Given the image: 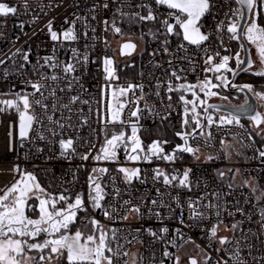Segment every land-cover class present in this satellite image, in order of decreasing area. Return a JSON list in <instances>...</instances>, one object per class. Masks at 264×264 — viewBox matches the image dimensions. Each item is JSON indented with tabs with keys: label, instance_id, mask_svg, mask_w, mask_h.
<instances>
[{
	"label": "built area",
	"instance_id": "obj_1",
	"mask_svg": "<svg viewBox=\"0 0 264 264\" xmlns=\"http://www.w3.org/2000/svg\"><path fill=\"white\" fill-rule=\"evenodd\" d=\"M104 2L105 0H27L26 8L25 0H0V3L17 8L15 15H0V59L5 61L4 64H0V99H15L14 93L31 92L32 89L26 82L40 79L39 74L34 71V66L38 67V62L43 64L42 58L45 56L55 55L62 64L76 63L73 59V48L77 49L81 58L86 51L89 56L86 67L77 65L78 70L67 79L64 78L62 68L40 69L48 76L56 74L61 77L57 82L48 80L44 83L57 88L56 95L63 98V103H67L69 96L78 93L82 100L89 101L88 104L78 102L73 105L71 114L67 111L54 113L55 120L70 123L73 127H65L61 130L55 124H49L46 119H43L42 125H33L29 140L21 146L18 127H16L18 114L15 109L0 112V196L20 178V175L14 171L15 166L23 172L32 173L41 187L54 197L63 193L70 197L69 201H72L76 194H83L87 204V215L81 223L85 224L88 219L95 218L107 232L109 244L113 250H116L118 245H122L121 253H128L127 256L121 255L118 259L114 258L113 264H125V262L126 264H176L178 253L187 245L199 246L198 248L204 252L200 261L190 256L197 261V264L200 262L205 264L208 256L211 257L208 264H217L220 260L233 264L229 257L237 242L241 249L240 255L246 264H264V260L260 259L264 257V228H261L259 223L260 212L264 210V160L256 158V149H264V139L262 143H259L253 136L251 140L248 138L249 128L257 133L259 130H264V127L255 128L253 122L246 119L249 121L248 126L241 120L240 124L243 127L235 124L217 127L213 124L209 129L206 127L207 115L218 120L221 114H225L211 111L212 113L203 115L202 125L205 126V134L208 131L212 133V139L206 143L205 136L200 135V129L195 131V139L189 138L190 146L200 148L199 159L190 153H177L174 161H166L155 156L151 160L133 161L127 158L128 153L123 146L117 149L116 160L93 159L104 145L106 136L111 138L114 133L118 134L121 131H124L126 136L131 135V124L137 121L135 117H131L130 113L137 107L134 101L141 95L139 89H136L120 97V100L126 103L122 113L125 123L108 124L105 128L98 121L96 114L98 108H103L112 100V89H108L102 96V88L109 83L104 80L103 58L113 59L117 70L118 79L110 81L112 88L127 87L129 84L144 85L145 97L144 100L139 101L138 107L144 109L147 102L152 112L144 110L140 113L138 121L140 131L137 135L141 140L142 131L164 122L173 126L178 123L183 113V103L179 97L185 96L189 91L168 93L166 82L169 79L173 86L185 83L197 85L205 79L212 80L218 73L205 71L206 68L211 67L205 64V60L212 56L213 63H219L224 55H228L230 60L234 57L233 39H230L231 34L227 32V25L229 17H232L231 10L236 9L235 2L211 0L215 7L201 20L203 25L201 31L209 35V40L199 47L183 41L182 36L169 35L165 32L159 21L169 18L170 10L165 6L156 5L154 0H107L109 4L107 9L101 6L95 11L92 10L94 5H102ZM141 3L150 4L158 19L157 21L135 19L138 23L148 22L153 26V30L142 48L140 42L133 40L137 45L136 52L131 56L121 57L112 47V40L116 33L111 25L115 22L116 26L117 21L121 22L122 19H126L125 17L133 18L132 14L136 12L147 15V9L137 6ZM118 9L120 11H117ZM121 12L128 15H121ZM225 13H228V16ZM66 19L68 23L65 22ZM49 20L53 22V30L58 33L67 29L75 20V33L79 39L52 41L46 27ZM105 20L108 21L107 31ZM220 21H224V27L217 29L216 26ZM169 22L175 25L174 19L169 18ZM21 23L24 25L22 29L19 26ZM92 29L95 31L93 32ZM175 30L180 31L179 25H175ZM85 32L87 36L84 35ZM152 33L156 35L153 36ZM165 39L168 41L167 52L163 51ZM181 43L184 44L183 49L179 48ZM18 48L21 49V54L13 57L12 53ZM23 52L29 53L30 63L25 64L21 69L20 65L24 63ZM217 53H219L218 56ZM131 58H137V76L135 78L121 77L116 66L117 61ZM134 64L135 62L130 66ZM172 71H176L181 79L172 77ZM5 72L8 73L6 77ZM72 76L79 77V84H76L71 92L60 91V88H66ZM158 82L161 84L158 89L159 97L155 95ZM80 84L83 85L84 91L80 89ZM45 94L47 95V92ZM169 95L172 97L170 110L166 108ZM35 98L39 99V94ZM52 102V99L46 101L49 105ZM112 107L115 108L116 105L113 104ZM34 111L37 116L42 117L39 107H34ZM49 114H51V108H49ZM69 115L71 120L67 121ZM81 116L88 119V123L82 127ZM161 116L168 118L161 120ZM49 128L61 133L64 139L72 138L75 141L73 147L78 154L88 153L91 148L89 159L82 161L79 155H72L70 159L61 157L58 144L61 135L53 137L48 131ZM39 133H43L47 139L39 140L37 138ZM77 136L80 139H77ZM258 136L264 137V131H260ZM10 139L13 149L11 151L9 150ZM221 141L227 147L222 146ZM238 143L243 146V152L237 150ZM91 144H95V147L92 148ZM37 148L43 151L38 152ZM128 151L130 152V149ZM147 151L148 149L144 148V152L139 154L143 156ZM172 151L164 152L172 153ZM229 155H232V159ZM208 156L214 159L208 160ZM120 167L139 169V178L133 177L131 183L126 182L124 174L118 171ZM92 168L108 169L106 173L100 174L99 182L105 193L102 201L104 208L110 212L112 207L117 209L112 213L111 219L106 218L101 209H92L87 201L89 191L87 178L89 174H92ZM189 168L192 170L189 176L190 189L179 187L178 181H174L171 186L165 185L162 176L158 179L154 178L156 170L163 171L169 177L172 175L182 177L184 170ZM237 169L239 173L236 172ZM220 172L224 175L220 176ZM244 179L249 181L248 185L241 181ZM253 188L256 189L255 192ZM173 197H178L179 203ZM125 200L131 201V204L124 205ZM152 200L170 205L171 211L168 207L158 206L154 208V211L160 213V218L149 215L148 208L153 207ZM189 201H199L196 206L200 212L204 213L203 219L191 218ZM209 204L218 207H206ZM132 205H140L142 218L137 219L136 213L126 211V208ZM238 208L243 211H237ZM217 211L220 212L219 216L216 215ZM125 215L128 219H121ZM236 222H239L240 226L233 231L232 224ZM213 226L218 228L217 237L210 241L208 237ZM163 227L168 228L167 233H161L160 230ZM136 229L140 231L136 232ZM147 229L157 232L162 238L151 236ZM112 230H115L114 239ZM133 236L138 237L139 242L133 240ZM125 237L132 242L127 243ZM220 237H227L230 243L221 246ZM217 249L221 250L217 251ZM165 251L169 252L170 256L165 257Z\"/></svg>",
	"mask_w": 264,
	"mask_h": 264
},
{
	"label": "snow or ice",
	"instance_id": "obj_2",
	"mask_svg": "<svg viewBox=\"0 0 264 264\" xmlns=\"http://www.w3.org/2000/svg\"><path fill=\"white\" fill-rule=\"evenodd\" d=\"M155 4L158 6H166L170 11L168 12V17L174 19L175 25H179L180 31L175 30V25L169 22V18H165L160 20L161 26L165 29V32L169 35H176L178 37L182 36L183 41L188 42L189 44L196 45L199 47L202 43L209 40V35L205 34L201 31L203 25L201 24V20L203 17L211 13V10L215 5L211 2V0H154ZM235 2L240 5L237 9H232V17H236L233 19L229 17V23L227 25V32L231 34L230 39H238L239 34L243 31L244 37L253 44L257 49V55L260 60V63L264 65V26H261L259 20L261 17H264V0H235ZM103 7L107 9L109 4L107 0L102 5H94L93 11L97 7ZM140 8L147 9V15H141L139 12L133 13L132 16L139 21H157L158 16L154 13L153 8L150 4L141 3L137 5ZM25 7L27 8V0H25ZM117 11H120L118 9ZM17 13L16 7L8 6L7 4L0 3V15L8 16L9 14L15 15ZM121 15H128V13L121 12ZM228 16V13H225ZM95 18V17H93ZM77 19H82L77 17ZM245 21L243 27L241 26V21ZM68 23L67 19L65 20ZM75 23L73 20L70 26L67 29H64L62 32L58 33L53 30V22L51 20L48 21L46 27L48 29V33L50 39L54 42L56 41H76L79 37L75 33ZM104 24L106 25L105 30L107 31L108 21L105 20ZM21 29L23 28V23L19 25ZM113 31L117 34L121 33V29L115 26V22L111 25ZM217 29H221L224 27V21H220L217 24ZM94 32L95 29H92ZM87 36V33L84 34ZM155 36V33H152ZM164 47L163 51L167 52V39L163 42ZM105 46L107 47V42H105ZM135 44L131 42H126L121 46V54H125L124 50H134ZM242 50L247 54L248 49L241 46ZM87 48V46H86ZM179 48L183 49L184 44L181 43ZM55 51V50H54ZM207 51V49H205ZM73 59L76 63H66L62 64L57 60L55 55L45 56L43 57V64H39L38 67L34 66V71L39 74L40 79L37 81L28 80L26 83L29 87H31L32 91H23L22 93L17 92L14 93L15 99H0V112H5L9 109H15L18 114V138L21 142V146H23L26 140H29V133L33 130V125H42L43 119H46L49 124H55L56 127L63 130L65 127H73L70 123H62L60 120L54 119V113L57 111H67L69 114L73 112V105L79 103L88 104L89 101L82 100L80 94L71 95L68 97L67 103H63L62 97H57L56 91L57 88L52 87L51 85L44 83V81L51 80L53 82H57L61 79L60 76L53 74L48 76L44 72L40 71L45 67L51 68L55 70L56 68H62L65 76L67 77L73 73H75L78 68L77 65L85 66L89 61V56L87 51L83 54L82 58L77 49L73 48ZM21 54V49H16L15 52L12 53V56H17ZM128 54H131L130 51ZM217 56L219 53L216 54ZM22 58L24 63L20 65V68L23 69L25 64L30 63L29 61V53L23 52ZM11 59V57H9ZM236 61V70L230 68L229 60L230 57L228 55H224L219 63H213L214 58L209 56L205 60L206 65H211L205 69V71H214L221 72L224 71L231 72L233 76L237 74V70L243 72H249L253 68V61L249 58L247 60L242 59L240 53H236L234 57ZM5 61L0 59V64H4ZM171 63V61H169ZM103 72H104V80L106 82V86L102 88V96L105 95L108 89H112L111 96L112 100L107 105L103 106V108H98L96 110L98 121L107 127L108 124H115L117 122L123 124L125 121L122 119L123 109L126 107V103L120 100V97L125 96L128 92H133L136 89H139L141 95L138 97L134 103L137 105L135 110L131 111V117H135V123L131 124V135L126 136L124 131L119 132L118 134H113L111 138L106 136L104 145L100 148L99 153L93 157L94 160H116L117 158V149L121 146L125 148V151L128 153L127 158L129 160H151L153 156L163 159L166 161H174L177 158V153H190L196 159H199V147H192L189 145V138L195 139V129L193 132L181 131L177 132L176 135L180 137L183 141V144L176 145L175 149L172 153H165L163 145L168 143V141H153V143L148 146V151L143 156L139 153L144 152V149L141 146V140L137 133L140 131L138 127V121L140 119V113L144 110L152 112V108L149 107L147 102H145L144 109L138 107L139 101L144 100V85H133L129 84L127 87H119L112 88L110 81L117 80L118 76L116 75V68L114 67L113 59L109 57H105L102 60ZM254 75L264 76V68L259 71L253 73ZM8 75L7 72L4 73L6 77ZM172 77H175L177 80H180L181 77L177 74L176 71H172ZM217 80L220 81V84H213L211 80L205 79L199 82L197 85H185L180 84L177 86H173L171 79H169L167 83V92H187L191 91L194 100L189 101L185 98L184 95H180L179 100L184 105V118L182 119V128H187L190 125L189 120V112L191 111V122H194L196 128L200 129V135L205 136V142L207 143L212 139V133L208 131L205 134L204 128L205 126L201 124V120L197 117L199 113H197V101H199L200 105L205 103L204 100H201L199 96H197L196 92L193 91L194 88H199L201 92H204L206 96H217L218 93L211 91L212 88L220 87V86H228L229 81L226 77L222 75H218L216 77ZM76 84H79V77L72 76L71 80H68L66 84V88H60V91L67 90L71 92ZM58 87V85H57ZM161 84L158 82L156 84L157 91L155 95L157 97L160 96L159 88ZM232 87H237L234 83ZM80 89L84 91L83 85L80 84ZM247 89L249 92L253 91L252 85L245 84L241 85L237 88L238 91L244 92ZM47 92V95L45 94ZM39 94V99H36V95ZM256 96L264 100V93H256ZM32 98V99H30ZM49 99H52V104L49 105L46 103ZM168 104L166 106L167 109H172V97L169 95L167 97ZM223 99H227V97H223ZM116 105L115 108L112 105ZM188 105H191V109H189ZM34 107H39L42 111V117L37 116L34 111ZM208 107H212L219 111L221 106L218 105H209ZM49 108H51V114H49ZM82 111V110H77ZM204 112L207 113V108L204 109ZM159 115V113H156ZM170 115V112H169ZM161 120H166L167 116H161ZM82 124L86 125L88 123L87 117H80ZM253 122V126L255 128H259L261 124H264V114L256 112L254 115L250 117ZM71 120V115L67 117V121ZM207 128H211L213 124H216L217 127H221L224 125H238L243 127L240 124V119L238 115H234L231 112L227 115H221L218 120H214L213 116L207 115ZM103 130V129H102ZM49 132L53 137L57 135H61V133H57L54 129L49 128ZM264 131V130H261ZM260 135V132L256 133ZM9 137H12V132H9ZM37 138L39 140H46L47 137L43 133H39ZM250 140L252 139L251 133H249ZM77 139H80L77 136ZM264 139V137H262ZM75 141L72 138L64 139L61 135V138L58 141L60 148V156L70 159L72 155H79V158L82 161H86L89 159L91 155V148L88 153L78 154L76 153V149L73 147ZM90 143V142H89ZM222 146L224 142L221 141ZM130 147V152L128 151ZM91 147L94 148L95 144H91ZM9 150L12 149L11 139L9 141ZM38 152L43 151L41 148H37ZM258 159L264 160V149H256ZM208 160L214 159L212 156L207 157ZM14 171L20 175V178L16 180L15 183L11 185V187L7 188L3 196H0V264H45L47 261L50 264L53 256H56L57 259L63 257L66 253V260L68 264H113L114 258H119L121 255L127 256V252L121 253L120 249L123 247L122 245H118L116 250L109 244V237L107 232L103 230V225L100 224L95 218L88 219L84 224V227H87L88 224H91L94 231L92 234L85 236L79 229L75 231L74 234H69L68 230L72 224L76 222L77 213L79 211L87 212V204L85 203V198L83 194H76L73 202H69L70 197L64 195L63 193L58 196H52L47 193L45 189H43L40 184L36 181L35 176L32 173L23 172L18 166L14 167ZM108 171L106 168H92L91 173L87 178L88 183V194L87 201L91 205L92 209H101L103 211V215L106 218H113L112 213L116 212L117 209L112 207L111 212L104 208L102 201L104 200L105 193L101 184L99 182L100 174H104ZM119 172L123 173L125 176V180L128 183H131L133 177L139 178V169H128L124 167H120L118 169ZM191 169H185L182 177H178L176 175H172L169 177L161 170L155 171V177L158 179L159 177H163V183L165 185L171 186L174 181H178V186L182 188L190 189V181L189 176L191 173ZM229 171H232L229 169ZM239 173V169L236 170ZM97 174V175H93ZM220 176H223L224 173L220 172ZM248 181H245V184H248ZM231 187V185H229ZM253 192L256 191L255 188L252 189ZM159 193V190H157ZM42 194V195H41ZM117 190V195H118ZM163 195V194H161ZM218 195V194H215ZM35 199L38 201V205H31L28 202L30 200ZM177 203H179L178 197H173ZM259 199V197H258ZM59 202H64L66 207L63 209H57L56 205ZM199 201H189V209L191 212V218L196 219L204 218V213L200 212L197 208V204ZM131 201L125 200L124 205H130ZM151 204L153 207L148 208L149 215H155L157 218H160V213L158 211H154L155 207H168L169 211H171L170 205H164L162 202L157 200H152ZM206 207H218L215 205H207ZM38 211L39 216L37 219L30 218L26 213L27 211ZM127 212L136 213V218L140 219L143 217V213L141 211L140 205H132L131 207L126 208ZM237 211L242 212V209H237ZM216 215L219 216L220 212L217 211ZM229 215H234V213H229ZM261 220L259 221L261 228H264V210L260 212ZM121 219L127 220L128 216L125 215L121 217ZM183 222V221H181ZM239 222L232 224V230L235 231L239 228ZM113 231V239L115 238V230ZM136 232H139L140 229H136ZM148 233L156 237L158 239L162 238L158 236L157 232L152 231L151 229H147ZM161 233H167L168 228L163 227ZM217 226H213L210 229L209 240L217 237ZM179 233V230H177ZM44 234L45 238L42 241L37 240L41 234ZM98 233V234H97ZM133 240L138 241V237L133 236ZM127 243H131L132 241L127 240ZM35 241V242H33ZM83 241V242H82ZM219 243L221 246L230 243L227 237H220ZM199 247V246H197ZM48 251V255H45V251ZM221 249H217L220 251ZM33 251L39 253V259L37 260L36 256L30 255ZM227 251V250H225ZM240 247L239 242H237L236 247L231 253L229 259L233 261V264H246L245 260L240 255ZM108 253V255H106ZM164 256H170V253L165 251ZM211 257L208 256L205 259V264H208V260ZM264 260V257L260 258ZM126 264V262H125ZM176 264H179V257H176ZM190 264H197L195 259L190 260ZM217 264H228V261L220 260L217 261Z\"/></svg>",
	"mask_w": 264,
	"mask_h": 264
},
{
	"label": "trees",
	"instance_id": "obj_3",
	"mask_svg": "<svg viewBox=\"0 0 264 264\" xmlns=\"http://www.w3.org/2000/svg\"><path fill=\"white\" fill-rule=\"evenodd\" d=\"M234 2V0H232ZM136 22V20H135ZM259 23L261 24V26H264V17H261V19L259 20ZM116 27H119L120 29H123L124 32H127L129 30V26L127 24V20L125 21H121L118 22L116 24ZM133 29V31H135L136 33H138L139 35H142L143 39H144V43L147 42L148 40V36L150 34V32L153 30V26L151 24H149L148 22H142V23H138L136 22L133 27L131 28ZM241 49V46L239 44V42L236 39H233V53H234V57L235 54L238 53ZM234 57L229 61V67L236 70V61L234 59ZM135 62V64L132 66H130L131 63ZM116 66L118 68V71L120 72L121 77H129V78H135L137 76V58H131V59H127V60H121V61H117ZM254 72H243L240 73L236 79L234 84L239 87L241 85H245V84H249L252 85L253 91L252 93L256 94V93H264V76H258V75H254ZM225 76H227L228 80H231L232 77V73L231 72H227L224 71L223 73ZM216 75L215 74L212 78V80L216 81ZM221 97H227V100H229V102H232L233 104L239 105L241 103L244 102V100L246 99V97L242 94H239L237 92L234 91H229L227 89V86H220L217 87L215 90ZM185 98L189 101H192L194 98L192 96V94H186ZM206 104H204L201 108H200V116H198L197 118L201 120V124H202V120H203V115H204V109H205ZM189 109H191V105H188ZM182 111L183 113L181 114V117L178 120V123L175 125H170L169 123H160L159 125L152 127L148 130L142 131L141 132V144L145 149H148V146H150L153 141H168V143L163 145L164 151L169 152L175 149L176 145L178 144H183V141L180 139L179 136L176 135L177 132H181V131H187V132H193V130L195 129V131L198 129L196 128V125L194 122H191V116L192 113L191 111L189 112V120H190V125L187 128H182V119L184 118V105L182 104ZM212 113L211 111L209 112V114ZM243 124H245L246 126L249 125V121L248 120H244L241 119ZM250 133L252 134V136L259 142L262 143L263 139L258 136L256 134V132L253 129L249 128ZM31 205H38L37 201L35 199L30 200L28 202ZM28 216H36L39 215L38 211H27L26 213ZM79 216L77 217V220L74 224H72L70 226V229L68 230V232H75L77 229H79L82 233H85L90 230L91 233H93L94 229L92 227L91 224H88L87 227H84V225L81 224V221L83 220V218L86 217L87 212L85 211H79ZM88 229V230H87ZM86 236V235H85ZM41 241V240H39ZM45 253H48V251L46 250ZM37 260L39 259V254L36 256ZM63 259V258H62ZM67 260H60L58 262V264H64L66 263Z\"/></svg>",
	"mask_w": 264,
	"mask_h": 264
},
{
	"label": "rangeland",
	"instance_id": "obj_4",
	"mask_svg": "<svg viewBox=\"0 0 264 264\" xmlns=\"http://www.w3.org/2000/svg\"><path fill=\"white\" fill-rule=\"evenodd\" d=\"M126 18V20H127V24H128V26L130 27L129 28V30L127 31V32H124L123 33V36H120V37H113V40H112V47H113V49L115 50V52H116V50H117V46H118V43L120 42V41H122V39L124 38L125 40H131V41H138V42H140V44H141V48L144 46V39L142 38L143 36L142 35H139L138 33H136L135 31H133V29H131L132 27H133V25L137 22H135V18H132V17H125ZM245 38V37H244ZM123 39V40H124ZM245 41H246V43H247V45H248V47H249V50H250V54H251V59H252V61L254 62L253 63V68H252V70H251V72H256V71H259V70H261L262 68H264V65H262L261 63H260V60H259V58H258V55H257V49H256V47L253 45V44H251L246 38H245ZM117 53V52H116ZM239 53H240V56H241V58H242V50L240 49V51H239ZM120 61H121V59H119ZM224 70L222 69L221 70V72H219L217 75H216V77L218 76V75H222V76H224V77H226L227 78V76H225L224 74ZM227 80H228V78H227ZM212 81V83L213 84H220V81L219 80H217L216 79V81H214V80H211ZM229 81V80H228ZM185 85H188V83H185ZM217 88V87H216ZM216 88H212L211 89V91H214V92H216L215 90H216ZM193 91H195L196 92V94H197V96H199V98L201 99V100H204L205 101V103L204 104H208V103H214V102H218V101H221V100H224V101H227V102H229V100H227V99H223V97H221L219 94L217 95V96H211V97H209V96H206L205 95V93L204 92H201L200 91V89L197 87V88H194L193 89ZM252 93V92H251ZM188 94H192V92L191 91H189L188 92ZM253 94V96L255 97V99H256V102H257V110H258V112L259 113H261V114H264V100H261V99H259L257 96H256V94H254V93H252ZM193 96V95H192ZM194 99H195V97H193ZM193 99V100H194ZM203 104V105H204ZM203 105H200V103H199V101H197V108H196V111H197V113H199L200 114V108L203 106ZM221 115H224V116H227L228 114H221ZM200 116V115H199ZM240 119V118H239ZM240 123H241V119H240ZM260 129H262V127H264V124H261L260 125ZM261 130H259V132H260ZM141 146H142V144H141ZM130 147H131V145H129V149H130ZM142 148H143V146H142ZM144 149V148H143ZM239 152H243L244 151V148H243V146L241 145V144H239L238 143V149H237ZM229 158L230 159H232V155H229ZM37 181V180H36ZM244 184H245V181H248V180H246V179H244V180H241ZM16 182V181H15ZM14 182V183H15ZM38 182V181H37ZM249 182V181H248ZM39 183V182H38ZM40 184V183H39ZM249 184V183H248ZM248 184H245V185H248ZM41 186V185H40ZM4 195V194H3ZM2 195V196H3ZM42 195V194H41ZM74 199L75 198H73V200L72 201H69V202H73L74 201ZM37 204H38V201H37ZM56 207H57V209H63V208H65L66 207V205H65V203H57V205H56ZM80 214H79V212L77 213V217L79 216ZM38 216L39 215H34V216H29L30 218H32V219H37L38 218ZM77 220V219H76ZM82 222V221H81ZM82 224V223H81ZM82 225H84V224H82ZM70 229V228H69ZM88 230V229H87ZM75 232H69V234L71 235V234H74ZM84 234V233H83ZM89 234H92L91 233V231L90 230H88L86 233H85V235L87 236V235H89ZM98 234V233H97ZM45 238V236H44V234L42 233L39 237H37V240H43ZM33 242H35V241H33ZM83 242V241H82ZM39 253H37V252H35V251H33L32 253H30V255H32V256H37ZM49 253H45V255L47 256ZM194 256V257H196L199 261L202 259V257L204 256V252L200 249V248H198V247H194V246H192V245H187V246H185L183 249H181L180 250V252L178 253V256L180 257L179 258V261H180V264H183L182 262H183V258L185 257V256ZM63 258V259H62ZM64 259H66V253H65V255L63 256V257H60L59 259H57V257L56 256H53V258H52V260H51V262H50V264H58V262L60 261V260H64ZM29 264H31V262H29ZM45 264H48V262L46 261L45 262ZM199 264H202L201 262L199 263Z\"/></svg>",
	"mask_w": 264,
	"mask_h": 264
},
{
	"label": "water",
	"instance_id": "obj_5",
	"mask_svg": "<svg viewBox=\"0 0 264 264\" xmlns=\"http://www.w3.org/2000/svg\"><path fill=\"white\" fill-rule=\"evenodd\" d=\"M244 23H245V21L242 20L241 21V26L242 27H243ZM236 40L239 42L240 46L243 45L244 48L248 49V53L246 54L242 50V47H241L242 59H245V60H247L249 58L251 59L250 50H249V47H248V45H247V43L245 41V38H244V35H243V31L240 32L239 38L236 39ZM128 42H131V43L135 44L133 41H128ZM124 43H126V42H124ZM124 43H122L121 46ZM135 46L136 47H135L134 50H124L125 54H121V51H120V55L122 57L133 55L136 52V50H137V45L135 44ZM129 51H130L131 54H128ZM240 73H243V71L237 70V74L235 76H233V74H232V77H231V80L228 83L227 89L229 91H234V92H237L239 94L244 95L246 97V99H247V104L245 106H233V105H229V104H225V103H216V102L208 103L205 106V108H207V113L210 112V111H216V112H222V113H225V114H229L231 112L234 115H238L239 118H241V119H250V117L252 115H254L256 112H258L256 99H255V97L253 96V94L251 92H249L247 89H245L244 92H240V91L237 90L238 87H232V84L235 82L236 77ZM209 105H218V106H221V107H220L219 111H217L216 109H214L212 107H208ZM207 113L204 112V116H206Z\"/></svg>",
	"mask_w": 264,
	"mask_h": 264
},
{
	"label": "flooded vegetation",
	"instance_id": "obj_6",
	"mask_svg": "<svg viewBox=\"0 0 264 264\" xmlns=\"http://www.w3.org/2000/svg\"><path fill=\"white\" fill-rule=\"evenodd\" d=\"M234 2H235V0H234ZM235 4H236V9L237 8H239L240 6L235 2ZM126 19H122L121 21L123 22V21H125ZM123 33H124V31H123V29H121V33H119V34H115V37H120V36H123ZM124 39V38H123ZM122 39V41H120L119 43H118V46H117V52H118V54H119V56H121L120 55V51H121V44L122 43H124V42H128V41H131V40H123ZM122 57V56H121ZM216 103H225V104H229V105H233V106H245L246 104H247V99H245L244 100V102L243 103H241V104H239V105H236V104H233L232 102H227V101H224V100H221V101H218V102H216ZM248 120H251V119H248ZM252 121V120H251ZM192 258L190 257V256H185L184 258H183V264H190V260H191Z\"/></svg>",
	"mask_w": 264,
	"mask_h": 264
}]
</instances>
